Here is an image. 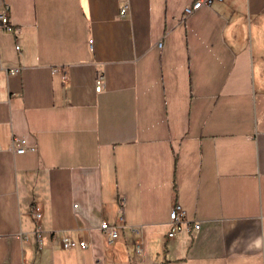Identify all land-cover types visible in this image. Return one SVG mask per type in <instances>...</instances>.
<instances>
[{"label":"crops","instance_id":"obj_1","mask_svg":"<svg viewBox=\"0 0 264 264\" xmlns=\"http://www.w3.org/2000/svg\"><path fill=\"white\" fill-rule=\"evenodd\" d=\"M193 1L4 0L0 264H264V0Z\"/></svg>","mask_w":264,"mask_h":264},{"label":"built area","instance_id":"obj_2","mask_svg":"<svg viewBox=\"0 0 264 264\" xmlns=\"http://www.w3.org/2000/svg\"><path fill=\"white\" fill-rule=\"evenodd\" d=\"M214 0H194L190 5L184 8V14L190 15L195 10L199 9L203 5L210 6ZM220 1V0H217ZM129 10L128 4H124L119 11L120 17H126ZM0 30L4 32L11 33L13 31V24L9 16V5L0 0ZM91 42V40H90ZM160 45V43H159ZM15 49L19 50V45H15ZM18 71V68H11L8 70L9 73L14 74ZM104 75L101 72H98L95 77V90L100 92L104 88ZM11 148L15 153L21 154L26 150V140L24 138H13ZM30 149H33L32 147ZM31 218L37 224V243L38 247L42 244L41 239V228L38 225V221L42 216L40 207L36 203H32L29 209ZM169 221H168V230L166 233L167 238H173L178 232L186 231L191 232L192 229H199L200 225L198 222H192L187 218L186 211L178 202H174L169 210ZM121 219V218H120ZM100 229L102 234L106 238L109 244H112L118 238V231L116 225H110L106 221L100 223ZM27 238V236H25ZM60 247L64 250L73 249L75 247L86 248L88 242L85 238L79 240H74L69 236L63 235L59 240ZM137 250H140V245H136Z\"/></svg>","mask_w":264,"mask_h":264}]
</instances>
